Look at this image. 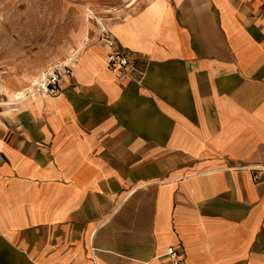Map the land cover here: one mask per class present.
I'll return each instance as SVG.
<instances>
[{"label":"crops","instance_id":"1","mask_svg":"<svg viewBox=\"0 0 264 264\" xmlns=\"http://www.w3.org/2000/svg\"><path fill=\"white\" fill-rule=\"evenodd\" d=\"M136 3L3 106L0 264H264V0Z\"/></svg>","mask_w":264,"mask_h":264},{"label":"rangeland","instance_id":"2","mask_svg":"<svg viewBox=\"0 0 264 264\" xmlns=\"http://www.w3.org/2000/svg\"><path fill=\"white\" fill-rule=\"evenodd\" d=\"M137 1L0 0V64L34 78L68 58L92 26L121 18Z\"/></svg>","mask_w":264,"mask_h":264},{"label":"built area","instance_id":"3","mask_svg":"<svg viewBox=\"0 0 264 264\" xmlns=\"http://www.w3.org/2000/svg\"><path fill=\"white\" fill-rule=\"evenodd\" d=\"M102 36L106 39V44L110 48V51L106 57V67L109 70H130L131 69V62L127 58L126 54L120 50L115 48V44L113 40H111L107 32L102 30ZM3 72V67L0 64V75ZM63 73L72 76L73 72L68 69L64 68ZM58 73L51 72V73H43L41 74L40 78L31 82L29 87L21 90L19 92H9L3 88H0V112L5 104L10 102H15L20 100L25 96V94H30L31 97L35 95H42L48 96L53 95L56 93L57 82H58ZM167 254L171 257V259L175 262L176 254L172 248L167 249Z\"/></svg>","mask_w":264,"mask_h":264},{"label":"bare ground","instance_id":"4","mask_svg":"<svg viewBox=\"0 0 264 264\" xmlns=\"http://www.w3.org/2000/svg\"><path fill=\"white\" fill-rule=\"evenodd\" d=\"M67 61V60H66ZM70 61V60H69Z\"/></svg>","mask_w":264,"mask_h":264}]
</instances>
